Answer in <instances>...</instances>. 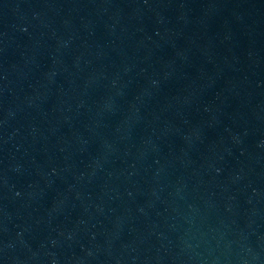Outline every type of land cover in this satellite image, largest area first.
Returning <instances> with one entry per match:
<instances>
[{
	"label": "water",
	"instance_id": "water-1",
	"mask_svg": "<svg viewBox=\"0 0 264 264\" xmlns=\"http://www.w3.org/2000/svg\"><path fill=\"white\" fill-rule=\"evenodd\" d=\"M46 264H264V0H124Z\"/></svg>",
	"mask_w": 264,
	"mask_h": 264
}]
</instances>
